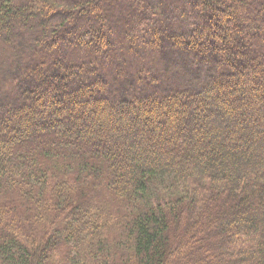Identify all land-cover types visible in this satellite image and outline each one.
<instances>
[{
	"label": "trees",
	"instance_id": "16d2710c",
	"mask_svg": "<svg viewBox=\"0 0 264 264\" xmlns=\"http://www.w3.org/2000/svg\"><path fill=\"white\" fill-rule=\"evenodd\" d=\"M221 1L0 0V264H264V0Z\"/></svg>",
	"mask_w": 264,
	"mask_h": 264
},
{
	"label": "rangeland",
	"instance_id": "374dc122",
	"mask_svg": "<svg viewBox=\"0 0 264 264\" xmlns=\"http://www.w3.org/2000/svg\"><path fill=\"white\" fill-rule=\"evenodd\" d=\"M221 2H223L225 9L228 10L229 12L235 11L233 6H231L230 4H227L223 0ZM159 107L162 108V105H160ZM94 113H96V114H94V116L97 118H99L103 114L101 110H96V112H94Z\"/></svg>",
	"mask_w": 264,
	"mask_h": 264
}]
</instances>
